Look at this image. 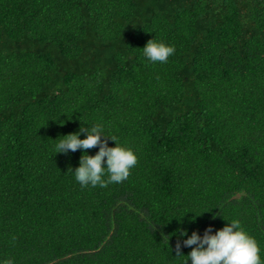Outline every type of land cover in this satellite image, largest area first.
<instances>
[{
  "label": "trees",
  "instance_id": "16d2710c",
  "mask_svg": "<svg viewBox=\"0 0 264 264\" xmlns=\"http://www.w3.org/2000/svg\"><path fill=\"white\" fill-rule=\"evenodd\" d=\"M93 122L137 155L121 183L56 153ZM224 218L264 260V0H0V264H182Z\"/></svg>",
  "mask_w": 264,
  "mask_h": 264
},
{
  "label": "clouds",
  "instance_id": "9594fccd",
  "mask_svg": "<svg viewBox=\"0 0 264 264\" xmlns=\"http://www.w3.org/2000/svg\"><path fill=\"white\" fill-rule=\"evenodd\" d=\"M142 50L143 57L152 63H166L175 52L172 45L155 38L150 39ZM90 124L88 128L81 127L77 132L60 136L55 145L56 153L77 150L82 152L78 167L72 171L75 181L81 187H106L110 183H121L136 166L137 155L131 148L119 143L114 135H106L102 123ZM108 139L114 141L115 145L110 147ZM97 146L98 151L89 155L88 150ZM225 220L227 223L222 228L213 232L209 226L202 236L196 231L188 235L186 229L179 232L182 245L191 248V251L184 255L180 252L181 241L178 240L177 256L186 257L182 264H188L189 260L191 264H264L260 255L261 249L255 238L238 220Z\"/></svg>",
  "mask_w": 264,
  "mask_h": 264
}]
</instances>
